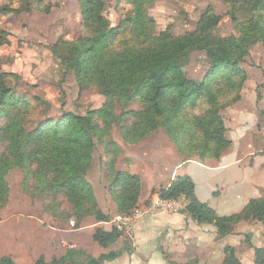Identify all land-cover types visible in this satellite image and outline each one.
<instances>
[{
    "label": "trees",
    "instance_id": "trees-1",
    "mask_svg": "<svg viewBox=\"0 0 264 264\" xmlns=\"http://www.w3.org/2000/svg\"><path fill=\"white\" fill-rule=\"evenodd\" d=\"M122 1L131 13L113 26L105 15V0H78L80 35L73 41L60 37L50 47L63 74L72 73L78 88L92 85L103 95L100 107L82 115L62 111L58 117L34 119L32 111L42 106V98L18 95L8 85V75L0 71V208L8 199L6 175L16 167L24 180H33L32 194L41 195L43 211L49 216L71 218L75 228L89 216L108 221L87 177L99 142L106 157L102 170L106 188L117 211L129 213L139 204L141 178L116 167L120 148L111 139L114 127L126 144H137L161 129L179 154H196L202 162L217 160L230 146L221 111L241 98L247 75L240 63L256 43L264 47V0H218L236 33L217 40L213 37L222 15L210 3L194 29L174 35L169 28L156 31L148 14L155 0ZM46 8L29 0H9L0 6V14ZM8 35L0 30V47L9 44ZM191 46L202 47L211 62L201 80L188 78L183 69ZM158 193L163 199L183 197L184 211L198 224L214 225L219 237L241 221L264 225V197L251 198L237 213L219 216L197 200L187 175L176 176ZM63 200L68 211L60 207ZM117 232L97 227L93 240L107 247ZM223 250L222 264H240L234 248ZM120 254L107 251L95 258L69 249L50 262L39 256L33 264H101ZM254 262L264 264V247L254 248ZM0 264L16 263L3 255Z\"/></svg>",
    "mask_w": 264,
    "mask_h": 264
},
{
    "label": "crops",
    "instance_id": "crops-1",
    "mask_svg": "<svg viewBox=\"0 0 264 264\" xmlns=\"http://www.w3.org/2000/svg\"><path fill=\"white\" fill-rule=\"evenodd\" d=\"M263 70L264 66L245 69L247 77L240 100L222 110L231 144L217 160L202 162L198 158H183L162 131L157 137L153 135L151 141L147 139L152 143L149 150L131 151L129 165L118 167L140 176L139 206L160 197V188L183 175L193 181L197 200L206 203L219 216L237 213L251 198L264 197ZM226 112L232 113V120L228 121ZM227 123L235 125L234 129ZM95 180L91 181L94 187ZM153 188L155 191L151 192ZM95 191L105 214L109 216V210H117L109 201L101 204L96 187ZM176 200L179 209L175 212L145 214L135 222L130 233L117 232L107 247L98 245L93 234L97 227L104 231L114 229L110 216L105 222L89 216L75 228L47 223L46 219H35L32 215L16 221L18 215L11 214L0 220V257L8 255L16 264H33L39 256L50 262L72 249L83 250L95 258L107 251H120L119 257L101 264H222L223 249L230 246L235 249L240 264H255L254 248L264 247L261 223L241 221L229 234L219 237L214 225L198 224L184 211L183 197Z\"/></svg>",
    "mask_w": 264,
    "mask_h": 264
},
{
    "label": "rangeland",
    "instance_id": "rangeland-1",
    "mask_svg": "<svg viewBox=\"0 0 264 264\" xmlns=\"http://www.w3.org/2000/svg\"><path fill=\"white\" fill-rule=\"evenodd\" d=\"M29 1L33 2L35 6L39 3L47 8L42 11H23L18 15L13 13L0 14V30L9 33V44L0 47V71L8 75V85L20 96L33 99L38 95L42 98L44 101L42 106L36 105V109L32 111L31 116L34 119L39 118V116L58 117L62 111L82 115L89 110L100 107L104 97L97 88L92 85L78 88L74 75L72 73L63 74L57 59L53 58L50 51V47L58 38L62 37L67 41H73L80 35L82 28L78 0ZM7 3L9 0H0V6ZM105 3V15L113 26L131 13V7L122 0H105ZM208 3L214 6L219 15H222L215 28L213 39L217 40L220 37H227L236 33L234 23L223 15V7L218 0H155L148 10V14L155 21L157 32L169 28L171 33L178 35L195 28L200 13ZM12 4L15 6L19 4V1ZM186 56L187 62L183 66L186 76L193 80H201L211 65L205 50L202 47L191 46L187 48ZM240 65L244 70L250 67L261 68L264 66V47L260 42L252 46ZM249 72L250 70H248ZM258 96H260L259 93ZM226 115L229 116L228 121L232 120L231 112H226ZM227 124L231 129H234L235 125ZM161 131L165 134L163 130L157 129L137 144H126L121 138L120 130L114 127L111 130V139L120 148L116 167L120 169L118 166L129 165V155L132 150L140 151V153L143 150H149L150 144H152L150 142L152 136L156 135L157 137L159 133L161 135ZM232 134L235 135L236 131L233 130ZM103 147L104 145L96 142L93 161L87 177L90 183L96 179L94 184L101 204L106 205V202L109 201L115 205L106 188L108 183L102 176L106 159ZM181 156L183 158H197L196 154H181ZM6 181L9 189L8 199L6 204L0 208V220L11 214L18 215L16 221L32 215L35 219L44 221L46 219L47 223L73 227L74 222L71 218L65 221L63 218L52 217L53 220H50L49 217L51 216L43 211L41 195L37 193L33 196L32 194L33 180L31 178L24 180V175L19 168H12L6 175ZM60 207L62 210L68 211V204L64 200ZM43 214L46 216L44 217ZM117 214H120L117 210L111 212L109 210L112 223V219ZM91 219L94 218L91 217Z\"/></svg>",
    "mask_w": 264,
    "mask_h": 264
},
{
    "label": "built area",
    "instance_id": "built-area-1",
    "mask_svg": "<svg viewBox=\"0 0 264 264\" xmlns=\"http://www.w3.org/2000/svg\"><path fill=\"white\" fill-rule=\"evenodd\" d=\"M179 209L176 199H163L156 197L145 206H137L126 214H117L113 220V226L117 231L130 233L135 222L145 214H155L161 211L175 212Z\"/></svg>",
    "mask_w": 264,
    "mask_h": 264
}]
</instances>
